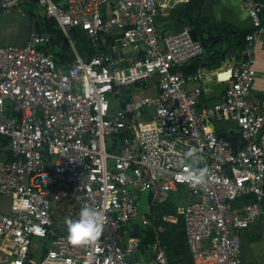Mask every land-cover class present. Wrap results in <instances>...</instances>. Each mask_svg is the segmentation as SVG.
<instances>
[{
  "label": "built area",
  "instance_id": "2783aa9c",
  "mask_svg": "<svg viewBox=\"0 0 264 264\" xmlns=\"http://www.w3.org/2000/svg\"><path fill=\"white\" fill-rule=\"evenodd\" d=\"M30 1L0 0V16L22 15ZM165 1L38 0L72 60L42 50L49 37L33 28L23 45L0 46V194L12 199L10 211L0 212V264H147L140 241L130 237L140 195L149 194L150 212L181 186L193 263L244 264L242 232L264 224V95L253 93L264 0H243L253 29L223 80L222 98L209 105L201 87L187 88L201 77L182 70L204 54L202 43L188 29L157 30ZM76 30L104 47L99 55L83 58ZM154 78L156 94L138 97ZM220 122L235 123L224 131L237 132L236 151L218 137ZM192 147L195 167L209 169L195 187L183 178ZM245 196L255 201L233 206ZM82 207L102 212L104 228L99 240L76 246L65 221ZM140 224H149L147 215ZM152 251L153 264H168L165 244Z\"/></svg>",
  "mask_w": 264,
  "mask_h": 264
},
{
  "label": "crops",
  "instance_id": "0c3cea01",
  "mask_svg": "<svg viewBox=\"0 0 264 264\" xmlns=\"http://www.w3.org/2000/svg\"><path fill=\"white\" fill-rule=\"evenodd\" d=\"M190 5L193 7L194 14L203 23L202 27L208 28L215 35H224L227 39L226 43H217L211 48V43L202 36L201 41L205 45L204 54L191 61L186 67V72L189 75L197 74L201 77L199 82H188L187 88L193 89L199 86L205 95L217 86L221 82L222 76L230 72V69L235 65L238 59L237 57L227 59L228 51L238 42L240 35L252 31L253 27L252 21L243 7V0H167L158 8L157 12L156 26L159 34L173 35L184 29L192 28L188 21ZM13 14L19 16L15 11L0 16V31L3 29L2 23H6L5 21ZM230 31L236 34L230 33L227 36ZM253 50L257 71L253 93L264 95V48L260 43H257ZM224 52L226 55H223ZM126 54L134 55L132 51H127ZM148 88L142 89L138 93V97L156 94V83ZM145 91H150V94L145 95ZM202 104L206 105L204 101ZM228 134L237 136V132L233 129H230ZM11 205L12 199L0 194V212L8 213ZM203 246H208V242L204 241ZM139 258L145 260L147 264H153L150 263L151 260H146L142 253ZM241 259L244 264H264V224L261 221L254 222L242 232Z\"/></svg>",
  "mask_w": 264,
  "mask_h": 264
},
{
  "label": "trees",
  "instance_id": "16d2710c",
  "mask_svg": "<svg viewBox=\"0 0 264 264\" xmlns=\"http://www.w3.org/2000/svg\"><path fill=\"white\" fill-rule=\"evenodd\" d=\"M33 4L35 3L30 1L29 3L23 5V14L19 16L27 21L31 29H35L38 34L47 35L49 37L48 43L42 46V50L45 52L53 51L60 57L61 60L71 61L73 57L70 53L68 43L63 33L57 27L56 22L47 16L41 18L39 15H37L33 9ZM188 21L191 27L196 30L199 36V41L202 43L205 49V45L201 41L202 36H204L205 40L208 41L206 35L203 32V28L205 27H202L203 23L194 14L193 7L191 5L188 14ZM206 29L211 32V30L208 28ZM250 32L244 33L242 35L243 38L241 46H238L237 42L232 48H237L239 51L242 50L246 45L245 38ZM74 35L76 37L78 50L80 51L83 58H91L95 55H99L104 49L102 46L93 47L88 36L80 30H76ZM220 36L224 38V41L221 43H226V36ZM223 55H226V52H224ZM186 67L187 66H184L182 70L185 74L189 75L186 72ZM128 99L130 100L131 97ZM203 101L206 105L212 103L206 102L204 98ZM173 196L171 200L165 204L157 206L150 205V212L147 215L149 224L147 226H142V228L146 227L149 233L147 236H145L142 231L143 239L139 242L140 251L146 260H153L154 254L152 247L156 243H161L167 246L166 256L168 264H194L192 254L187 243L183 207L179 208L173 204ZM254 201L255 198L253 196H245L233 203V206H243L246 204H251ZM160 228L163 229L162 232L159 231Z\"/></svg>",
  "mask_w": 264,
  "mask_h": 264
},
{
  "label": "water",
  "instance_id": "95a60500",
  "mask_svg": "<svg viewBox=\"0 0 264 264\" xmlns=\"http://www.w3.org/2000/svg\"><path fill=\"white\" fill-rule=\"evenodd\" d=\"M33 3L37 4L38 0H32ZM8 20V19H7ZM4 22V21H3ZM3 29H1L0 31V46H5V45H9V44H16V45H23L24 42L27 40L30 31H31V27H27L28 28V35L27 37L22 40V41H18V42H14V41H2V39L10 37V35H17L21 30H23V26L21 25V23L19 22V20H17L16 22H14L11 25H6V23H2ZM189 32L191 33L192 37L194 40H199V36L196 32L195 29L190 28ZM203 32L207 37V40L211 43V48L217 44V43H221L224 41V38L220 35H215L212 32L208 31L206 28H203ZM236 34L233 31H230L227 33V36L230 34ZM242 36H239V40H238V46H241L242 44ZM239 50L237 48H232L228 54H227V59H233L236 58L238 56ZM226 75H230V72H228ZM225 79H222V81L215 86L212 90L208 91L207 93H205L204 95V100L206 102H213V101H218L222 98L224 91L227 88V83L225 81H223ZM146 86V82H139L137 84L138 88H142ZM234 127L235 123H231V124H226L225 122H220L217 125V130H218V137L220 139H223L224 141H228L231 146L232 149L234 151H236L237 148V143L239 141V137L238 136H234V135H228L224 130L227 127ZM233 134V132H232ZM130 237L136 240H142L143 239V234H142V227L141 224L139 222H135L132 225V230L130 232Z\"/></svg>",
  "mask_w": 264,
  "mask_h": 264
},
{
  "label": "clouds",
  "instance_id": "9594fccd",
  "mask_svg": "<svg viewBox=\"0 0 264 264\" xmlns=\"http://www.w3.org/2000/svg\"><path fill=\"white\" fill-rule=\"evenodd\" d=\"M195 153V147L189 148L185 153L186 157L192 158V164L188 166L191 170L183 175V178L193 187L204 184L209 171L207 167H195L199 159L194 155ZM104 221L105 217L102 212L91 207H82L77 219L67 218L65 221L69 242L80 246L99 240L103 232Z\"/></svg>",
  "mask_w": 264,
  "mask_h": 264
},
{
  "label": "rangeland",
  "instance_id": "374dc122",
  "mask_svg": "<svg viewBox=\"0 0 264 264\" xmlns=\"http://www.w3.org/2000/svg\"><path fill=\"white\" fill-rule=\"evenodd\" d=\"M62 1L63 0H61V2ZM33 9L36 12V14L39 15L41 18L46 16L44 10L42 9V7L39 4H33ZM157 81H158V78L151 79L149 82V88L151 86H153ZM145 89H147V88H145ZM145 89H143V90H145ZM144 94L149 95L150 91H145ZM110 103L112 106H114L116 108L118 107V104L115 100H111ZM188 199H189L188 198V191H186V188L181 186L179 192L174 193L172 202L176 207L181 208V207H184L186 205V202L188 201ZM138 202H139V214H140V216H139V218L135 219L134 221L142 223L143 217L148 215V213H149V194L147 192L141 194ZM142 231H143L145 236H147L149 233L146 227H143ZM33 245L38 247L40 245V241L37 239H34ZM4 259H5V257L2 254H0V262ZM150 263H153V261L151 260Z\"/></svg>",
  "mask_w": 264,
  "mask_h": 264
},
{
  "label": "flooded vegetation",
  "instance_id": "af4514ba",
  "mask_svg": "<svg viewBox=\"0 0 264 264\" xmlns=\"http://www.w3.org/2000/svg\"><path fill=\"white\" fill-rule=\"evenodd\" d=\"M17 20H19V22L21 23V25L24 27L23 30H21L17 35H10V37L4 38L2 39V41H14V42H18V41H22L24 40L27 35H28V28L29 27V23L27 21H25L23 18H21L20 16H17L16 14L11 15V17L5 21L6 25H11L14 22H16Z\"/></svg>",
  "mask_w": 264,
  "mask_h": 264
},
{
  "label": "bare ground",
  "instance_id": "6f19581e",
  "mask_svg": "<svg viewBox=\"0 0 264 264\" xmlns=\"http://www.w3.org/2000/svg\"><path fill=\"white\" fill-rule=\"evenodd\" d=\"M227 78H229V75L222 76L221 79H227Z\"/></svg>",
  "mask_w": 264,
  "mask_h": 264
}]
</instances>
